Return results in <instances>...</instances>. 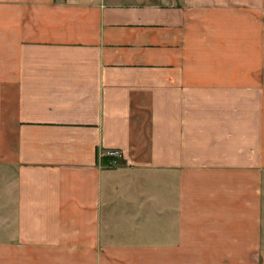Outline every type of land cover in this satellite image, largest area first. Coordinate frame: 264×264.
I'll list each match as a JSON object with an SVG mask.
<instances>
[{
  "label": "crops",
  "instance_id": "0c3cea01",
  "mask_svg": "<svg viewBox=\"0 0 264 264\" xmlns=\"http://www.w3.org/2000/svg\"><path fill=\"white\" fill-rule=\"evenodd\" d=\"M0 264H264V0H0Z\"/></svg>",
  "mask_w": 264,
  "mask_h": 264
},
{
  "label": "built area",
  "instance_id": "2783aa9c",
  "mask_svg": "<svg viewBox=\"0 0 264 264\" xmlns=\"http://www.w3.org/2000/svg\"><path fill=\"white\" fill-rule=\"evenodd\" d=\"M105 157L111 158L113 160V162H115L117 158L121 157V153L117 150L107 151L105 153Z\"/></svg>",
  "mask_w": 264,
  "mask_h": 264
},
{
  "label": "rangeland",
  "instance_id": "374dc122",
  "mask_svg": "<svg viewBox=\"0 0 264 264\" xmlns=\"http://www.w3.org/2000/svg\"><path fill=\"white\" fill-rule=\"evenodd\" d=\"M121 157H122V154H121ZM121 157H120V158H121ZM118 159H119V158H117L116 161H117ZM116 161H115V162H116ZM115 162H114V163H115Z\"/></svg>",
  "mask_w": 264,
  "mask_h": 264
}]
</instances>
